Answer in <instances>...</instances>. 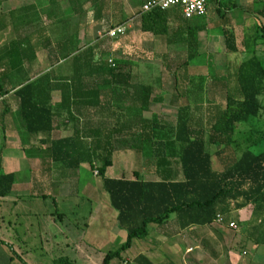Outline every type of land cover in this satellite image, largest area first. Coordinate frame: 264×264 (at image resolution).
Listing matches in <instances>:
<instances>
[{"label": "crops", "instance_id": "1", "mask_svg": "<svg viewBox=\"0 0 264 264\" xmlns=\"http://www.w3.org/2000/svg\"><path fill=\"white\" fill-rule=\"evenodd\" d=\"M144 2L145 0L140 1V10ZM126 3V0H108V4L103 8L102 0H0V15L20 12L24 16L22 20L29 24V27L24 29V35H19L20 42H24L21 53L12 52L14 58L18 57L19 62L16 74L23 78L24 85L33 83L45 75L50 76L45 82V88L39 89L38 94L53 115L52 119H46L40 125L43 131L31 132L23 118L20 98L15 95L23 81L6 97L0 95V176L14 178L10 195L0 198V251L8 248L17 255L23 254L24 251H33V244L29 242L33 238L41 240L42 250L49 246L50 240L54 238V230H57V222L52 212L55 211V207L56 212L58 211L60 197L75 194L71 187L75 185L79 179L77 177L85 167L89 166L83 164L80 168L72 170L64 165L62 160L68 157L70 152L77 157L79 154L82 156L88 154L91 144L95 142L109 141L115 144L114 160L118 156L134 158L136 155L141 158L144 169L140 176L145 182H158L160 174L165 172L172 173L175 182L183 181L182 168L178 160H173L167 171L164 166L148 164V160L155 156L154 151L157 148L155 143H164L168 140L165 130L177 126L178 112L181 108L189 106L191 115L192 113L194 115L190 127L191 130H196L199 125L197 108L203 106L206 109L208 103L224 106L226 96L235 88L234 82L229 84L224 80L227 79L225 70L219 76L222 80L214 83L213 64L210 62L212 56H208L206 60L205 71L194 72L197 71L200 59L195 55V58L190 60L188 73L196 84L199 79H205V86L198 88L196 85H190L189 100L176 98L173 86L174 73L178 62L185 63L189 57L177 60L179 53L184 51L181 47L186 44L181 42L178 32L174 34L171 29L160 36L144 34L141 31L140 37L130 33L117 41L112 40L114 45L111 50L112 56L119 54L121 63L131 70L128 69V72L119 78L125 86L114 85L106 88L87 86L86 78L85 82L78 84L76 90L70 91L68 87H64L70 84L68 80L74 76L69 66L57 69L58 71L41 70L43 62L39 59L41 53L47 55L48 61L56 62L59 56L58 48L71 42L84 51L96 42L88 43V40L101 37L105 30L121 26L119 24L122 22H126L124 25L131 28L129 24L140 16L134 18L133 14L128 12ZM235 3L238 6L236 10L242 13L254 12L257 15L255 30L257 28L258 31V27L264 26L261 24V20L264 21L261 17L264 8L258 5L257 8H248L238 1ZM37 22L45 25L47 31L45 34L39 36L36 31ZM194 54H197L196 50ZM20 61L28 65L21 66ZM62 66L64 63L60 67ZM80 74L83 73L78 72L77 77ZM89 82L88 80L87 83ZM167 83L172 86L168 90ZM143 104H146L149 111L139 118L136 112ZM166 104L177 110L175 122L169 123L159 114L158 110L161 111ZM142 119L154 121V133L150 135L148 130V134H143L141 128L148 129L149 126ZM246 134H249V130ZM75 135L77 151L74 149L69 151L67 147L57 145L73 139ZM244 137V134L238 135L239 140ZM172 138L175 139L174 136ZM263 145L254 147L253 152L257 155L263 153ZM209 151L214 156L213 167L217 172H223L243 154L239 147L221 154H217L216 147H211ZM95 173L98 172L94 171ZM49 199H52V204L48 210ZM43 207L47 210L44 211ZM107 213L112 214L110 211ZM62 216L64 217V214ZM90 216H93V213H90ZM107 216H102V220L105 221ZM116 219L118 223V214L114 216V221ZM172 221L154 233L158 232V236L165 240L172 239L170 242L187 237L192 240L190 242L193 246L190 249L203 244L204 249L208 250V246L210 248L208 243L212 240H226L228 233L238 231L237 234L239 233L242 238L257 246V258L253 260H256L257 264H264V203L234 212L228 219L224 218L222 222L217 221L207 228H191L179 232L175 226V218ZM87 227L89 232L91 227L90 225ZM78 228L81 229L80 226ZM115 229L112 226L104 227V230L109 232L116 231ZM154 233L152 232L149 240L155 237ZM87 236L88 233L82 230L78 237L72 235V238H68L66 250L72 257L64 259L71 264H77L79 260L84 262L89 260L88 256L94 254L92 250L94 243H91L89 238L87 242Z\"/></svg>", "mask_w": 264, "mask_h": 264}, {"label": "trees", "instance_id": "2", "mask_svg": "<svg viewBox=\"0 0 264 264\" xmlns=\"http://www.w3.org/2000/svg\"><path fill=\"white\" fill-rule=\"evenodd\" d=\"M213 3L219 5L222 17V7L228 9L227 11L238 8L235 2L223 6L221 0H209V5ZM106 4L108 0H102L103 8ZM166 13L158 11L142 15L140 10L137 15L141 18L142 32L154 36L168 33L170 25ZM261 13L264 19V10ZM104 16L103 14L102 17ZM124 23L126 22L119 25L123 26ZM204 27L206 24H195L178 32L181 42L190 49V56L188 61L178 65L175 70L173 81L176 98L189 100L190 85H196L198 88L205 86V79H199L196 84L188 73L190 60L198 55L193 52L196 46V31H204ZM109 31L105 30L104 35ZM223 39L225 53L228 56L243 55V60L237 66L232 62L229 63L227 79L224 80L229 84L234 82L235 88L226 96L225 105L208 103L206 109L199 106L196 111L199 121L196 130H191L190 127L194 115L193 113L191 115L189 106L181 108L178 112L177 126L165 130L168 140L164 143H155L157 147L154 151L155 156L148 160L149 165L153 163L156 167H166L165 171L173 164V160H178L182 168L183 181L175 182L172 173L168 172L161 173L158 182L143 181L139 172H134L132 179L105 177L107 170L114 166L115 144L109 141L91 144L89 153L84 156L79 154L77 157L70 152L68 157L62 160L64 165L72 170L88 164L100 176H104L103 189L118 214L119 229L126 234L127 242L118 251L106 255L103 264H113L121 260L123 254L132 249L135 241L149 240L153 226L163 227L170 223L173 217L178 231L185 232L191 228L211 227L219 217L222 220L228 219L234 212L264 203V152L259 155L253 152L254 147L264 144V128H262L264 127V59L259 56L257 50L260 44L264 55V26L258 27V31L256 28L255 49L249 52L241 49L234 30L224 29ZM58 53L61 59L69 61L70 70L74 73V76L68 80L70 84L64 86L70 91L76 90L78 84L85 82L86 78L90 81L88 84L86 80L87 86L103 88L114 85L125 86L119 78L128 72L129 68L115 61L113 67L110 60L99 55L97 48L93 46L83 51V48L71 42L58 48ZM9 65L6 66L7 70L12 68L13 64L9 63ZM21 66H24L23 62ZM234 68L235 70L231 71ZM5 70L0 71V76L2 74L9 76V72ZM78 72L83 74L77 77ZM220 75L221 73H217L214 76V83L222 80L219 78ZM49 78V75H45L27 85L23 84V80L21 88L15 93L20 98L23 118L31 132L40 133L43 131L40 125L46 119L53 118L38 94L39 89L45 88V82ZM1 82L0 79L2 97H6L16 89L4 91ZM147 111L149 109L143 104L136 114L142 118ZM144 123L149 127L141 128L143 134H148V130L150 135L154 133V121H144ZM247 130L249 134H246ZM240 134H244L245 137L239 140ZM173 136L175 139L172 138ZM74 138L57 145L67 147L69 151L73 149L77 151L76 135ZM211 147L218 148L217 154L236 150L239 147L243 154L223 172H217L213 167L214 156L209 151ZM13 183V176H0V198L10 195ZM60 262L71 264L66 259ZM134 263L157 264L146 255H140ZM160 264L174 263L167 259Z\"/></svg>", "mask_w": 264, "mask_h": 264}, {"label": "rangeland", "instance_id": "3", "mask_svg": "<svg viewBox=\"0 0 264 264\" xmlns=\"http://www.w3.org/2000/svg\"><path fill=\"white\" fill-rule=\"evenodd\" d=\"M126 1L128 12L130 11L135 18L140 10L139 5L141 0ZM221 1L223 2V6L229 2L238 1L242 4V6H246L248 8H257V5L264 8V4H257L255 0ZM243 3L248 4L245 5ZM227 10L228 9L224 7L221 8V12L223 13L222 17L219 12V5L213 3L209 5L208 16L205 19L195 18L193 20H186L182 12L179 10H170L166 13L170 29L174 34L179 32L180 29L183 31L191 25L206 24L204 31H196V49H194L193 52L196 50L200 59L198 61L197 71L195 70L194 72L200 73L205 71L208 56H212L210 62L213 64L214 76L217 73L224 72V70L228 73L230 62L236 66L241 63L243 55L228 56L225 53L223 30L226 28L235 31L237 37L239 38V45L242 50L249 52L255 49V26L257 25V15L254 14V12L251 14L242 13L239 10ZM124 15L126 14L124 13ZM22 19H24V16L20 12L0 15V62H2L0 65V71L3 72L4 69L7 70L6 66H10L9 63L13 64L12 68H8L7 70L9 72V76H6L5 74L0 76L4 91L17 88L23 81V78L18 77V74H16V68L19 65L18 57L14 58L13 54H10V52L14 53V51H19L21 53L24 47L22 46L24 42H20L19 35H24V29L29 27V24ZM37 23L36 31H38L39 36L45 34L47 32L45 30V25L42 22ZM261 24H264L263 20H261ZM129 26L131 28L128 27L129 31L125 36L130 33L134 36H142L141 18H137L131 22ZM242 26H244V28ZM103 33L104 32H102L101 37L98 36L94 38V40H88V43H94L96 41L93 44V47L97 48L99 55L105 56V59L107 60H113L122 64L119 54H113L112 56L111 50L114 46L112 44V39L104 37ZM97 34L98 33H96V36ZM125 36L121 38H124ZM141 40L144 41V39ZM144 43L147 44L145 41ZM181 48L184 51L179 53L177 60L189 57V47L184 45ZM257 50L259 56L264 59V55L262 53L263 48L260 44L258 45ZM60 57L61 56L59 54L56 62L48 61L47 55L45 53H41L39 56V59L43 61L41 70H61L69 66V61H64ZM22 58L23 57H21V61ZM61 61H64V66L62 67H60L63 64H60ZM181 64L182 63L180 61L177 65ZM14 65L17 67L15 68ZM23 65L25 66L28 64L23 63ZM234 70L235 68L231 71ZM167 82H169V80H167ZM166 87L168 90L169 87L172 86L167 83ZM169 101L170 98L168 97L167 102ZM158 112L166 119L167 122L170 123L176 121L177 110L171 108L168 104L164 105L163 109H161V111L158 110ZM262 149H264V145L262 146ZM114 162L115 165L108 169L105 175V177L109 179H132L134 178V172L142 173L144 169L142 159L136 155L134 158L118 156ZM215 168L217 169L216 164ZM77 178L79 179L74 183L75 185L71 187L73 188V192L75 194H67L64 197H60L58 200V211L56 212L57 208L55 207V211L52 212L57 222V230H54V238L50 240L51 242L49 246H47L45 250H42L40 244L41 240L39 238H33L29 241L33 244V251H24L23 254L17 255L13 253L11 249L5 248L3 252L0 251V264H61L60 260L72 257L67 254L66 250L68 238H72V235H76V237H78L82 234V230H85L86 233H88L87 242H89L88 240L90 239V242L94 243L92 247L94 254L88 256L91 261L90 259L85 262L83 260H79L77 261V264H103L106 255L118 251L126 244V234L119 229L117 219L114 221V216L117 212L111 206L110 198L103 189L104 176H100L98 173L94 174V170L90 166H86L84 171H82ZM48 204L47 208L49 210L50 204H52V199H49ZM43 210L46 211V207H43ZM107 211H110L112 214H108ZM90 213H93V216H90ZM63 214L64 217L62 216ZM105 215H108L106 219L107 221H104L101 218ZM97 217H99V219ZM174 218L175 217H173L172 220ZM172 220L170 223L173 222ZM88 225L91 227L89 228V232L87 230ZM79 226L82 230L78 228ZM106 226H112V228H116V231H106L104 230V227ZM152 228V232L154 233V231L159 230L160 227L153 226ZM237 232L238 231L228 233L229 235L226 240H212L211 243H208L210 245V248L208 246V250L204 249V246H202L203 244H199L197 247L190 249L193 244L190 242L192 240H189L187 237L182 239L179 238L170 242L172 239L165 240L159 237L157 232L156 234L154 233L155 237H152L148 241H135L132 249L124 253L121 260H117L113 264H135L134 261L140 255H146L157 264L164 263L167 259L172 261L174 264H257V261L253 260L257 258V246L253 243H249L247 239L242 238L239 233V235L237 234Z\"/></svg>", "mask_w": 264, "mask_h": 264}, {"label": "built area", "instance_id": "4", "mask_svg": "<svg viewBox=\"0 0 264 264\" xmlns=\"http://www.w3.org/2000/svg\"><path fill=\"white\" fill-rule=\"evenodd\" d=\"M264 4V0H256ZM209 0H145L142 15L152 14L154 12H168L170 10H180L187 20L195 18H205L208 16ZM128 26L123 25L110 30L105 37L108 39H118L128 33ZM110 64L115 67L114 61ZM222 222V218H218Z\"/></svg>", "mask_w": 264, "mask_h": 264}]
</instances>
